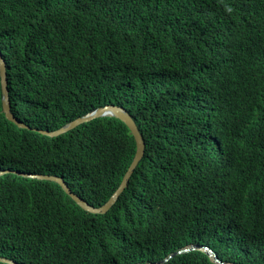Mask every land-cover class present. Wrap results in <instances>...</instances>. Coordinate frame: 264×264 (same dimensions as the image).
Returning <instances> with one entry per match:
<instances>
[{
    "label": "trees",
    "instance_id": "16d2710c",
    "mask_svg": "<svg viewBox=\"0 0 264 264\" xmlns=\"http://www.w3.org/2000/svg\"><path fill=\"white\" fill-rule=\"evenodd\" d=\"M0 264H264V0H0ZM200 68L195 69L194 65ZM204 101L177 99V79Z\"/></svg>",
    "mask_w": 264,
    "mask_h": 264
},
{
    "label": "water",
    "instance_id": "95a60500",
    "mask_svg": "<svg viewBox=\"0 0 264 264\" xmlns=\"http://www.w3.org/2000/svg\"><path fill=\"white\" fill-rule=\"evenodd\" d=\"M0 76H1L2 91H3V99H2L3 110H4L7 118L10 121L16 123L17 125H19L21 127L22 126L25 127L24 123L19 121L11 111L9 89H8L7 66H6L5 59L3 58L1 52H0ZM104 116H114V117L122 120L123 122H125L128 125V127L130 128L131 133L135 136V139L137 142V149H136L135 157H134L129 169L127 170L126 174L124 175L122 183L120 184V186L117 188V190L113 193V195L108 199V201L104 205H102L100 207H94V206L90 205L83 198L79 197L77 194L72 192L71 189L65 184L63 179L60 177H57L54 175H37V177L54 180V181L58 182L59 184H61L63 186V188L67 191V193L73 199H75L78 202V204H80L84 209H86L88 211H92V212L106 213L112 207V205L116 202V200L120 196L121 192L124 190L125 186L127 185L128 179L131 177L132 172L134 171L135 167L137 166V164L139 163V161L141 160V158L143 157V155L145 153V142L143 140L141 133L138 130L136 122L131 118L129 113L121 106L106 105L104 107H99V108L93 110L92 112L88 113L85 116L79 117L76 120L69 122L68 124H66L65 126H63L62 128H60L58 130H55L53 132L47 131V130H41V132L44 134L50 135V136H58L59 134L65 133L71 129L76 128L77 126H79L80 124H82L84 122H89L93 119H96L99 117H104ZM7 172H10V171L8 170V171L0 172V176L7 173ZM26 175L36 176L33 174H26ZM195 248H199V247L197 245H191L189 247H185L182 250H179L177 253L184 252V251L187 252V251L193 250ZM208 253L211 256H213L215 261H217L219 264H229V263H226V262H223L222 260H220L219 257L217 256L216 252L213 251L212 249H208ZM173 255L174 254L169 255L166 259H164L163 261H160V262L167 261ZM0 260H1V258H0ZM4 260L6 262H8L9 264H18L13 260H9V259H4Z\"/></svg>",
    "mask_w": 264,
    "mask_h": 264
},
{
    "label": "clouds",
    "instance_id": "9594fccd",
    "mask_svg": "<svg viewBox=\"0 0 264 264\" xmlns=\"http://www.w3.org/2000/svg\"><path fill=\"white\" fill-rule=\"evenodd\" d=\"M1 52V51H0ZM2 54V53H1ZM3 56V55H2ZM6 62V61H5ZM194 68L195 69H198V68H200L199 66H197L196 64L194 65ZM8 75V74H7ZM199 85L198 84H193V83H190V82H187V81H184V80H182V79H177V81H176V83L175 84H173L172 86H171V89L172 88H174V91H173V96L175 97V98H177V99H182V100H184V101H188V100H197V101H200V100H202V101H204V99L205 98H207V94H204L203 92H201L200 91V89H199ZM10 98V97H9ZM106 105H117V104H106ZM106 105H103V106H100V107H104V106H106ZM118 106H121V105H118ZM121 107H123V106H121ZM97 108H99V107H97ZM96 108V109H97ZM124 108V107H123ZM127 112H128V110L126 109V108H124ZM95 110V109H94ZM12 111V110H11ZM92 112V111H91ZM129 113V112H128ZM87 115V114H86ZM129 115L131 116V114L129 113ZM85 116V115H84ZM82 117V116H81ZM105 117V116H104ZM112 117H114V116H112ZM79 118V117H78ZM100 118V117H99ZM131 118L134 120V118L131 116ZM77 119V118H76ZM75 119V120H76ZM94 120V119H93ZM135 121V120H134ZM136 122V121H135ZM125 123V122H124ZM68 124V123H67ZM126 124V123H125ZM137 124V123H136ZM25 125V124H24ZM66 125V124H65ZM64 125V126H65ZM127 125V124H126ZM26 126V125H25ZM138 127V126H137ZM58 130V129H57ZM139 130V129H138ZM140 132V131H139ZM135 137V136H134ZM135 157V156H134ZM130 167V166H129ZM129 169V168H128ZM10 171V172H7V173H5V174H3V175H6V174H8V173H11V172H13V173H18V174H23V175H25V176H29V175H26V174H33V175H36V176H29V177H32V178H39V177H37V175H54V176H56L55 174H47V173H35V172H26V171H23V172H21V170H19V169H14V170H11V169H3V170H0V172H4V171ZM126 174V173H125ZM3 175H1V176H3ZM58 177V176H57ZM124 178V177H123ZM39 179H44V178H39ZM130 179V178H129ZM129 179H128V181H129ZM46 180H50V179H46ZM51 181H54V180H51ZM64 181V180H63ZM56 182V181H55ZM58 183V182H57ZM122 183V182H121ZM120 183V184H121ZM66 184V183H65ZM127 184H128V182H127ZM67 185V184H66ZM68 186V185H67ZM120 186V185H119ZM118 186V187H119ZM127 186V185H126ZM125 186V187H126ZM69 187V186H68ZM70 188V187H69ZM125 189V188H124ZM117 190V189H116ZM115 190V191H116ZM72 191V190H71ZM114 191V192H115ZM73 192V191H72ZM75 193V192H74ZM122 193V192H121ZM76 194V193H75ZM113 195V194H112ZM111 195V196H112ZM119 198V197H118ZM108 201V200H107ZM117 201V200H116ZM104 205V204H103ZM103 213V212H102ZM192 245H197V244H192ZM189 246H191V245H187V246H185V247H189ZM199 248H195V249H193V250H196V249H202V250H204V251H206L207 253H208V249H212L211 247H209V246H207V245H197ZM185 247H183V248H181V249H179V250H182V249H184ZM179 250H177V252L179 251ZM213 250V249H212ZM190 251H192V250H190ZM190 251H187V252H190ZM214 251V250H213ZM177 252H174V253H171V254H174V255H176V254H181V253H187V252H180V253H177ZM176 253V254H175ZM170 254V255H171ZM209 254V253H208ZM217 254V253H216ZM173 255V256H174ZM210 255V254H209ZM169 256V255H168ZM167 256V257H168ZM172 256V257H173ZM211 256V255H210ZM218 256V255H217ZM166 257V258H167ZM171 257V258H172ZM212 258H213V256H211ZM219 257V256H218ZM165 258V259H166ZM171 258H169V259H171ZM168 259V260H169ZM220 259V258H219ZM164 260V259H163ZM162 260V261H163ZM167 260V261H168ZM213 260L215 261V259L213 258ZM221 260V259H220ZM223 261V260H222ZM164 262H166V261H164ZM215 262H217V261H215ZM223 262H225V261H223ZM218 263V262H217ZM227 263V262H226ZM219 264V263H218ZM229 264H233V263H229Z\"/></svg>",
    "mask_w": 264,
    "mask_h": 264
}]
</instances>
